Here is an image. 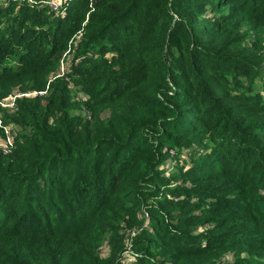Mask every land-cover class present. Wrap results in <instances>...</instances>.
<instances>
[{
  "label": "trees",
  "instance_id": "obj_1",
  "mask_svg": "<svg viewBox=\"0 0 264 264\" xmlns=\"http://www.w3.org/2000/svg\"><path fill=\"white\" fill-rule=\"evenodd\" d=\"M40 4L0 0V264L135 226V264H264V0Z\"/></svg>",
  "mask_w": 264,
  "mask_h": 264
},
{
  "label": "rangeland",
  "instance_id": "obj_2",
  "mask_svg": "<svg viewBox=\"0 0 264 264\" xmlns=\"http://www.w3.org/2000/svg\"><path fill=\"white\" fill-rule=\"evenodd\" d=\"M2 1H4V0H2ZM40 1L41 0H24L23 1V5L24 4L28 5V6H30V5H32V6L34 5L35 6V5H38V4L41 5ZM69 2H70V0L67 1V5H64L66 7V9L68 7ZM55 15H58V13L55 14ZM74 38H73L74 43H76L77 41H75V40H78L77 38H79V36L76 35V37H74ZM71 54H73L72 48L68 49L65 53H63V55H62L63 60L62 61H63L64 65L62 66V68L60 70L61 72L65 71V68H67V66H68L67 62L64 61V58L66 56H70ZM263 79H264V77H263ZM4 100H6L4 102V104H8L9 102H11L10 99H4ZM3 101H1V102H3ZM1 106H3V105H1ZM3 107L9 108V107H6V106H3ZM2 110H3V108H0V111H2ZM0 126H2V123H1ZM0 132H1V130H0ZM4 132H6V136L5 137H3V135L2 136L0 135V147H7L6 140H9L10 136L12 134H14V127L11 128L10 126H4ZM140 231H141V228L137 227V226L133 227V230H131V229H127L125 231L121 230V233L125 237L124 252H123V256H122V260H123V262H125L124 264H135V262H136V258H135V256L134 257L132 256L133 254H131L132 251L130 250L132 248L131 247V238L134 236L133 234L139 233ZM109 252H110L109 244L103 245V248L101 249V253L103 255H108Z\"/></svg>",
  "mask_w": 264,
  "mask_h": 264
},
{
  "label": "built area",
  "instance_id": "obj_3",
  "mask_svg": "<svg viewBox=\"0 0 264 264\" xmlns=\"http://www.w3.org/2000/svg\"><path fill=\"white\" fill-rule=\"evenodd\" d=\"M21 1H24V0H21ZM67 1L68 0H41L40 2L42 4L49 6L51 11L56 12V13H60L62 8L65 7L64 5H67L66 4ZM18 96H20V95H14L12 97L7 98V99H10L11 102H9L8 104H4V102L6 101V100H4L3 102H1V105L14 107L15 101H16ZM1 123H2V121L0 118V125H1ZM6 142H7V146H9L12 143L11 136H10L9 140H6ZM5 148H7V147H5Z\"/></svg>",
  "mask_w": 264,
  "mask_h": 264
}]
</instances>
